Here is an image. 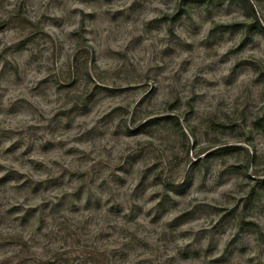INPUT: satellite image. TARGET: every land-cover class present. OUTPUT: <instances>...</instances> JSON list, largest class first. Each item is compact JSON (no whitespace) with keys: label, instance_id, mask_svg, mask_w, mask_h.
<instances>
[{"label":"rangeland","instance_id":"374dc122","mask_svg":"<svg viewBox=\"0 0 264 264\" xmlns=\"http://www.w3.org/2000/svg\"><path fill=\"white\" fill-rule=\"evenodd\" d=\"M0 264H264V0H0Z\"/></svg>","mask_w":264,"mask_h":264},{"label":"trees","instance_id":"16d2710c","mask_svg":"<svg viewBox=\"0 0 264 264\" xmlns=\"http://www.w3.org/2000/svg\"><path fill=\"white\" fill-rule=\"evenodd\" d=\"M187 3H197V4H204L206 0H186Z\"/></svg>","mask_w":264,"mask_h":264}]
</instances>
